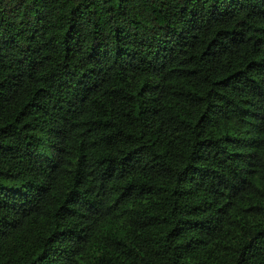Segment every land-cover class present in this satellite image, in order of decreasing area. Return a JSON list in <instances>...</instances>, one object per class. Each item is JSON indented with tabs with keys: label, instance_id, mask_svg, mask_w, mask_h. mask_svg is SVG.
Wrapping results in <instances>:
<instances>
[{
	"label": "trees",
	"instance_id": "1",
	"mask_svg": "<svg viewBox=\"0 0 264 264\" xmlns=\"http://www.w3.org/2000/svg\"><path fill=\"white\" fill-rule=\"evenodd\" d=\"M0 264H264V0H0Z\"/></svg>",
	"mask_w": 264,
	"mask_h": 264
}]
</instances>
